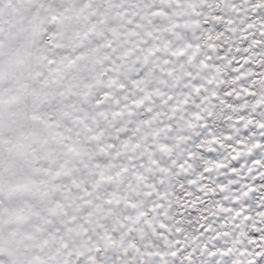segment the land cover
Wrapping results in <instances>:
<instances>
[{
  "label": "snow or ice",
  "instance_id": "obj_1",
  "mask_svg": "<svg viewBox=\"0 0 264 264\" xmlns=\"http://www.w3.org/2000/svg\"><path fill=\"white\" fill-rule=\"evenodd\" d=\"M0 264H264V0H0Z\"/></svg>",
  "mask_w": 264,
  "mask_h": 264
}]
</instances>
